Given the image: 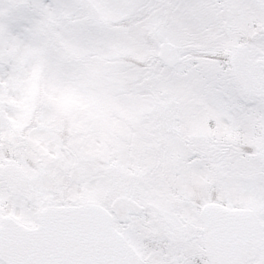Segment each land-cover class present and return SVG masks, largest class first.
Wrapping results in <instances>:
<instances>
[{
    "label": "snow or ice",
    "instance_id": "obj_1",
    "mask_svg": "<svg viewBox=\"0 0 264 264\" xmlns=\"http://www.w3.org/2000/svg\"><path fill=\"white\" fill-rule=\"evenodd\" d=\"M0 264H264V0H0Z\"/></svg>",
    "mask_w": 264,
    "mask_h": 264
}]
</instances>
